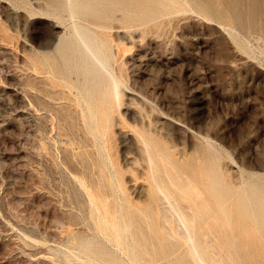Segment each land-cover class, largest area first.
Returning <instances> with one entry per match:
<instances>
[{"label": "rangeland", "instance_id": "374dc122", "mask_svg": "<svg viewBox=\"0 0 264 264\" xmlns=\"http://www.w3.org/2000/svg\"><path fill=\"white\" fill-rule=\"evenodd\" d=\"M107 1L116 6L117 15L110 30L119 56L114 68L119 71L120 65L128 79L121 113L127 111L124 115L130 122L139 120V106H143L162 138L172 140L189 159L202 153V143L213 144L208 154L214 161L221 160L215 167L235 188L252 174H264V57L256 50L257 37L264 38V0H184L183 9L130 30L117 22L127 0ZM143 1L147 0L130 4L135 8ZM151 1L141 8L158 13L159 4L150 7L159 0ZM43 2L0 0V264L87 261L73 249L67 233L71 226L75 232L104 241L94 232V223L72 225L71 214L82 215L77 208L81 196L70 165L72 152L64 140L68 134L77 136L59 119L66 102L50 101L43 91L45 84H37L29 66L33 50L44 51L38 45L44 46L60 31L53 28L55 21L37 18V5ZM198 3L209 12L198 11ZM219 8L227 10L223 13ZM229 22L245 39L244 46L229 35ZM116 130L115 147L122 163L132 141ZM88 225H94L92 230ZM121 255L122 264H129L128 257Z\"/></svg>", "mask_w": 264, "mask_h": 264}, {"label": "bare ground", "instance_id": "6f19581e", "mask_svg": "<svg viewBox=\"0 0 264 264\" xmlns=\"http://www.w3.org/2000/svg\"><path fill=\"white\" fill-rule=\"evenodd\" d=\"M106 1L39 3L37 18L55 21L53 28L64 33L56 32L44 46L38 45L45 50H33L28 64L37 84H45V96L66 102L61 103L64 113L59 119L77 136L68 134L64 140L72 152L70 165L81 196L77 208L82 215L71 214L72 225L90 221L104 239L75 232L71 226L67 233L73 249L85 255L88 264H122L119 254L126 255L129 264H264V252H260L264 251V174H252L242 187L235 188L215 167L221 160L209 156L213 144L202 143V153L189 159L172 140L162 138L143 106H139V120L130 122L124 115L127 111L121 113L127 73L120 65L119 71L114 68L119 56H115L110 30L116 26V6ZM128 1L121 2L126 8L122 6V18L117 19L127 30L155 23L163 13L183 9L184 3L159 0L150 7L159 4L162 11L156 13L141 8L149 0L141 5L139 0L135 8L130 4L133 0ZM198 4V11H208ZM227 31L234 43L245 45L233 25ZM256 50L264 57L263 37H257ZM116 129L132 141L122 163L115 147Z\"/></svg>", "mask_w": 264, "mask_h": 264}]
</instances>
